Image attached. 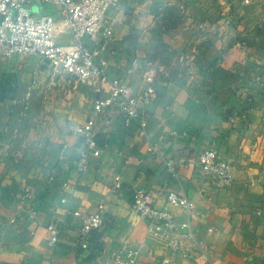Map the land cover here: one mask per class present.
<instances>
[{
  "label": "crops",
  "instance_id": "crops-1",
  "mask_svg": "<svg viewBox=\"0 0 264 264\" xmlns=\"http://www.w3.org/2000/svg\"><path fill=\"white\" fill-rule=\"evenodd\" d=\"M31 10L59 18L54 4H35ZM172 11L178 24L162 25ZM116 14L118 23L98 50V58L107 61L108 78L99 92L67 76H52L38 57L0 55V264H119L127 250L140 252L138 264H205L181 260L163 238L147 233L131 207L136 189L151 191L159 208L169 190L192 199L195 213L202 215L191 222L192 232L208 258L264 264V0L248 5L120 0ZM232 14L238 17L233 29L227 23ZM57 27L62 28L59 22ZM240 39L245 49L235 45ZM57 41L70 42L66 30ZM147 62L156 71L147 135L160 157L146 153L137 122L125 125L113 107L93 129L100 156L77 173L82 139L72 126L86 121L93 101L108 94L109 80L121 78L134 91L142 88ZM209 148L230 162L231 186L213 188L191 164L180 171L178 183L169 179L163 159L179 163L184 155ZM63 182L75 187L73 195L62 189ZM99 207L102 228L88 234L82 249L79 220L71 212ZM31 209L39 222L33 236L23 223ZM170 210L176 223L186 220L180 210ZM50 223L61 229L54 248L47 244Z\"/></svg>",
  "mask_w": 264,
  "mask_h": 264
},
{
  "label": "built area",
  "instance_id": "built-area-1",
  "mask_svg": "<svg viewBox=\"0 0 264 264\" xmlns=\"http://www.w3.org/2000/svg\"><path fill=\"white\" fill-rule=\"evenodd\" d=\"M40 3L56 5L59 8V18L34 15L31 7ZM241 3L248 5L249 0H241ZM119 4L120 0H0V55L6 58L38 57L48 64L52 76H67L76 83L99 92L101 83L108 81V78L105 71L107 61L98 58V50L103 48L118 23L115 13ZM58 22L62 26L61 29L57 27ZM237 22L236 14H232L227 21L232 29ZM63 28L70 36V42L67 44L57 41L58 35L65 31ZM235 45L245 49L247 43L240 39ZM155 74V69L147 62L143 73L144 86L138 91H134L121 78L109 80L108 94L93 101L91 113L86 121L72 126V133L82 139L75 166L77 173H85L90 167L91 159L100 156L101 150L96 143L93 129L98 117L113 107L119 109L125 125L137 122L138 135L147 140L146 153L160 157L159 146L149 142L147 135L146 108L155 94L153 87ZM260 120L264 122V110ZM254 149L255 144L250 150ZM188 164L198 166L203 181L215 189L227 188L233 182V168L230 162L213 148L184 155L179 163L170 158L163 159L167 176L177 183L180 171ZM114 188H119L118 178H115ZM62 189L72 195L75 192V187L69 182H63ZM197 193L200 197L207 196L203 189H199ZM25 197L29 195L25 194ZM61 202L66 204L67 199L63 198ZM155 203L151 191L146 189L134 191L131 207L146 223L148 234L163 238L169 251L183 261L194 259L205 264H223L208 258L202 245L193 235L191 222L202 218V215L195 213V203L192 199L183 192L169 190L164 207L159 208ZM171 208L180 210L186 216V220L176 223ZM71 214L79 220L81 247L87 249L88 234L102 228V207L92 213L75 210ZM16 223L17 219L11 218L10 224ZM23 223L29 228V235L33 236L39 226L36 211L28 210ZM45 230L47 244L54 248L61 229L50 223ZM207 231L211 233L213 229L209 228ZM125 254V260L119 264H138L140 257L138 250H127Z\"/></svg>",
  "mask_w": 264,
  "mask_h": 264
},
{
  "label": "rangeland",
  "instance_id": "rangeland-1",
  "mask_svg": "<svg viewBox=\"0 0 264 264\" xmlns=\"http://www.w3.org/2000/svg\"><path fill=\"white\" fill-rule=\"evenodd\" d=\"M165 9H168V5H166V8ZM172 12L174 13V11H172ZM164 16H165V14H164ZM166 16H167V18L166 17H162L163 18V20H161L163 22L162 25H166L167 26L169 24H174V25L178 24L179 20H177L176 13H174L173 15H171V13L168 12Z\"/></svg>",
  "mask_w": 264,
  "mask_h": 264
},
{
  "label": "trees",
  "instance_id": "trees-1",
  "mask_svg": "<svg viewBox=\"0 0 264 264\" xmlns=\"http://www.w3.org/2000/svg\"><path fill=\"white\" fill-rule=\"evenodd\" d=\"M0 99H2V98L0 97Z\"/></svg>",
  "mask_w": 264,
  "mask_h": 264
}]
</instances>
